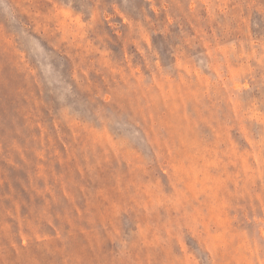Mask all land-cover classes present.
Here are the masks:
<instances>
[{"label": "rangeland", "instance_id": "1", "mask_svg": "<svg viewBox=\"0 0 264 264\" xmlns=\"http://www.w3.org/2000/svg\"><path fill=\"white\" fill-rule=\"evenodd\" d=\"M0 264H264V0H0Z\"/></svg>", "mask_w": 264, "mask_h": 264}]
</instances>
